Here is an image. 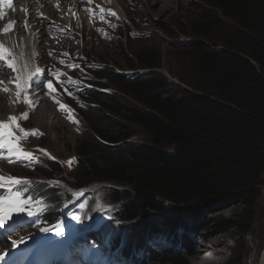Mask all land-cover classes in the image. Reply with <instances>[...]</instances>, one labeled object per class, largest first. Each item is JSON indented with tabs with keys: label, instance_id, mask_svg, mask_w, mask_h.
Here are the masks:
<instances>
[{
	"label": "trees",
	"instance_id": "16d2710c",
	"mask_svg": "<svg viewBox=\"0 0 264 264\" xmlns=\"http://www.w3.org/2000/svg\"><path fill=\"white\" fill-rule=\"evenodd\" d=\"M201 1L199 17L175 24L189 39L172 47L184 70L167 72L178 82L163 75L160 58L143 47L124 57L128 70L142 72L98 66L106 81L99 85L115 92L89 89L82 111L87 127L73 149L70 177L75 184L111 183L106 199L116 220L134 222L135 233L179 242L172 257L151 256L155 264H182L179 256L190 250V240L181 230H205L198 214L230 198L240 205L232 227L248 231L245 221L264 170V0ZM121 62L115 63L119 71ZM137 135L143 139L135 140ZM43 164H33V170L45 177L59 174L56 163ZM29 191L42 193L52 207L48 221L69 200L45 183ZM126 245V256L141 264L144 239Z\"/></svg>",
	"mask_w": 264,
	"mask_h": 264
},
{
	"label": "rangeland",
	"instance_id": "374dc122",
	"mask_svg": "<svg viewBox=\"0 0 264 264\" xmlns=\"http://www.w3.org/2000/svg\"><path fill=\"white\" fill-rule=\"evenodd\" d=\"M99 1L101 2L102 8L95 12L96 15L92 18L93 21H84V23L75 24L74 28L78 30L74 35L78 37L76 43L69 44L65 41L70 40L68 34H65L60 39L57 38L56 41H48L46 38L49 36L47 35L40 38L42 39L41 50L38 51L37 55H41L42 65L45 66V75L40 77L39 85L45 87L48 81L52 82L53 89H47L48 97L55 105H59L58 110L65 113V116H60L58 122V117H50L47 119L42 112L37 113L38 118L32 116L36 121L29 120L28 124L33 125L37 131L43 130L45 132V136L40 138V140L44 139V141L40 142L39 140L36 142L35 140H38L36 134L25 132L22 136H24L26 142H20V147H23V150H18L20 152H30L32 154L31 157L34 158V162L40 160L39 163H45L43 164L44 166H48V162L56 163L59 167V174H52L51 177L42 176L30 168L33 167L31 166V162L28 163L24 159H21L19 165H16L17 162L14 160L5 161L4 156L8 154L3 152L2 156L1 152L7 146L0 145V177L4 178L0 180V183L14 185L9 182V177L18 180L28 178L34 186L44 181L42 183L63 190L65 197L69 200L64 204L61 203L60 218L50 223L42 222L41 224H32L31 226H25L23 228L22 213H13L10 220L12 225L8 232L12 237L4 239L0 245V252L5 249H12L11 238L18 241L24 238L22 242L24 240L35 241V245L29 250L32 254L49 248L51 240L59 241V245L54 250H62L67 245L75 243L74 238L75 241L77 240L76 226L80 228V224L82 226L86 224L85 229L96 228L108 230L114 239V244L123 242L126 246V244H132L134 241L138 243L140 239H144L145 253L142 258L144 262L141 264H155L150 257L158 253V251L165 253L168 257H172L174 255L173 253H177L178 251V248L175 250L170 248L173 244L175 245L173 237L168 238L161 234L155 235L150 232L147 234L144 232L138 234L135 233V230L131 229L134 222L116 221L114 207L106 199V190L112 187L111 183L99 180V182H79V184H75V181L70 177V172L74 169L76 163V156L73 149L82 137L83 132H85L86 123L79 113V105L76 104L78 99L83 98L82 90H76L77 87H81L79 82L80 77L77 75L78 72L74 73L71 71L68 68L71 64L63 63L58 58H66L67 60L70 57L76 59V56H78V58L82 59L84 58L83 56H88L94 58L95 62L99 63L98 65L102 64L103 66L112 68L115 63L122 61L121 65L123 67L121 68L131 73L127 69L124 57H129V52L133 48L143 47L150 51L152 56L156 55V58H160V64L162 66L160 72L170 81L177 83L178 81L168 74L167 69L171 73L183 71L184 64L178 52L174 51L172 47L178 41H189V39L177 33L175 24L180 21L184 22V20L191 21L199 17L198 14L204 5L201 0H125V2H121L122 5L120 4L124 14L118 5L120 16L115 17L112 14L114 12H109V14L105 13L106 6L113 10L114 5L112 1ZM130 18L132 19V24L126 29V21ZM114 26H119L120 28L113 30ZM82 30L88 33L84 39L79 38V31L81 32ZM117 30L119 31V38L117 37ZM133 31H135L134 38L132 40H125L124 35L129 36ZM79 39L82 40L84 46H81ZM64 41L65 43H63ZM57 62L62 76H57L59 78L56 77L54 79L49 77L48 70L51 68L49 67L50 65ZM73 81L78 82L77 84H71ZM109 92L115 91L109 88ZM60 104L67 105V108L62 109ZM72 104L75 105V110L72 108ZM69 108L71 112H69ZM1 115L3 118H9L10 116L6 113L5 105L1 109ZM69 116L72 119H69ZM3 118L0 121L7 123ZM37 120H41L44 123L47 122L49 129L46 126L42 128V124L39 125ZM11 123L12 120L9 124ZM19 127L13 124L11 126V131L15 137L21 134ZM19 138L16 137L15 140L19 141ZM134 139L140 141L143 139V135H137ZM42 145L47 147H42ZM6 171L8 174H6ZM258 188L259 193L254 199L250 219L245 221L248 227H250L248 231L242 232L240 228L232 227L240 219L238 217L240 205L235 197L230 198L224 202L215 204V206L207 207L198 214L199 226L203 225L205 230L198 229L196 233H184L185 230H181L180 234L183 236L187 235L190 240L188 243L189 247L193 245L196 250L197 248L200 250L202 248L215 250L216 255L210 264H226L232 258L239 259L240 264H255L257 255L264 247V170L261 173V184ZM81 204L84 205L82 209L80 208ZM73 215L79 216L80 219L73 220ZM57 224H62V228L56 229L53 227ZM41 228H52L53 230L51 232H42L40 231ZM58 230L63 231V236L56 235ZM43 235L48 237L42 239ZM88 236L92 241L98 242L92 232H89ZM111 246L114 247L111 243L106 245V247ZM119 246L114 248L122 250ZM104 250L109 255L114 256L110 251L108 252L107 248H104ZM98 251L100 250H96L95 252L99 253ZM200 252L204 253L203 251ZM193 254H195L193 253V249L190 248V250H187L186 248L179 256L181 263L189 264L188 257ZM118 259H124L126 264H135L132 261L133 258L129 259L124 253ZM98 261L107 264L102 259ZM125 261H123V264ZM194 262L190 264H207L198 259L194 260Z\"/></svg>",
	"mask_w": 264,
	"mask_h": 264
},
{
	"label": "bare ground",
	"instance_id": "6f19581e",
	"mask_svg": "<svg viewBox=\"0 0 264 264\" xmlns=\"http://www.w3.org/2000/svg\"><path fill=\"white\" fill-rule=\"evenodd\" d=\"M79 3L83 2L85 0H77ZM112 4L114 5L113 10H114V15L115 17H119L120 16V11L118 10V5L120 6L121 11L124 14V11L122 10V4L121 2H125V0H111ZM90 2H93L92 0H90ZM94 3V2H93ZM121 4V5H120ZM95 5H98L97 2H95ZM47 13L52 16L53 19L59 18V14L57 13V11L55 12L53 10V8L51 6H48L47 8ZM66 11V10H65ZM64 11V12H65ZM111 11V10H110ZM63 12V13H64ZM80 15L79 17L75 18V21L72 22V27L70 26V24L67 22L68 20L64 19V18H59L61 19L62 22V29L59 31V33L62 34V37L66 34H68L70 40H65L67 41L69 44H74L78 41V37L74 36L76 34V32H78V30L75 27V24H79L82 23L84 21H93L91 19L88 18V15L85 14L81 9L79 10ZM132 19L130 18L129 20H127V25H125L126 29H128L131 24H132ZM120 28L119 26H114L113 30H116ZM43 33V35H46L44 32H40ZM133 33V34H132ZM132 33L128 35H124L125 40H132L133 35L135 34V31H133ZM88 33H86V31L82 30L81 32L79 31V38L84 39V37L87 36ZM119 35V31L117 30V37ZM55 39H60L61 36L56 35L54 36ZM109 39H112L111 37H108ZM119 38V37H118ZM63 39V38H62ZM24 41H21L20 47L18 48L17 53L15 52V48H11V51H14V55L13 57L9 58V59H13V63H14V67H15V74L16 77H14V79H12L9 82L5 83V88L9 90H12L13 87L12 85H14L15 87V99L10 101L7 100V98H5L6 96H3V93L5 94V90L0 88V117H2L1 115V109L2 107L5 105L6 106V113L9 116V118H3L7 121V123H10V117H14L15 118V122L12 121L13 125H19L21 130V134L19 136H16L17 138H19V141L15 140V144L18 146V149H22L23 147H20V142H26L24 136H22L23 133L25 132H30L32 134H36L38 140H35L36 142L40 140V138L44 137L45 132L43 130H39L37 131L36 129H34L33 125H29L27 122H29V120H34L32 116H35V118H38L39 116L37 115V113L42 112L44 113L45 118L49 119L50 117H58L57 122L59 121L60 116H65V113L60 112L58 110V106L59 105H55L54 102H52V100L48 97V91L46 87H43L41 85H39L38 81H34V79L32 78V75L34 74L33 72V68L35 67L32 58L33 56L36 59V55L35 52L37 49H35V43L37 41H34V39L32 38V36H24V38L22 39ZM80 40V39H79ZM65 41L63 43H65ZM81 42V46H84V43L82 42V40H80ZM62 43V44H63ZM84 58L80 59L78 58V56H76V59H74L73 57H70L69 59L66 60V58H63L62 62H66V63H70L72 67H68L71 71H73L74 73L78 72L77 75L78 77H80V89L82 90V96L83 98L78 99L76 104H78V109L80 110V115L83 118L82 115V111L84 112L86 110V107L88 106L89 102H88V98L86 96L87 92L89 91V89H94V90H100V91H105L107 93H109V89L107 88H101V85H99L102 82H106L100 79V76L98 75V69L100 67H106L101 65H98V62H95L94 58L92 57H88V56H83ZM58 58V57H57ZM60 59V58H58ZM38 60V59H36ZM58 61V60H57ZM37 65V64H36ZM58 66V62L55 64L50 65L49 67L51 68H57ZM100 66V67H98ZM115 66V67H114ZM113 66V70L116 72H120V73H130L128 71L125 70H121L119 71L118 67L116 65ZM74 70H73V69ZM112 68V67H111ZM127 70V69H126ZM144 71V70H142ZM141 70H139V72H142ZM134 71H131V73ZM10 73V70L6 67H0V78L4 79L6 75H8ZM13 78V77H11ZM59 78V77H57ZM32 79L33 82H31L30 85H27V82ZM17 81H19L20 83V88L17 89ZM3 83L0 82V86ZM106 87V86H104ZM17 92H19V95H17ZM25 97H27L28 99V103L25 102ZM60 98V97H59ZM85 98V101L83 100ZM14 107V110H12V106ZM72 108H76L74 104L71 105ZM75 110V109H74ZM44 111V112H43ZM65 112V111H64ZM40 115V114H39ZM58 115V116H57ZM41 117V116H40ZM36 121V120H34ZM38 124L41 125L42 124V128H45V126L48 128V123L47 122H42L41 120H37ZM85 121V120H84ZM52 122V121H50ZM27 123V124H25ZM60 123L62 124L61 120ZM86 123V122H85ZM51 126V125H49ZM87 127V125H86ZM17 130V128H15ZM36 130V131H35ZM86 130V129H85ZM84 133V132H83ZM16 135V134H15ZM47 136V135H46ZM15 137V138H16ZM44 141V139L40 140V142ZM35 142V143H36ZM39 142V143H40ZM40 145V144H39ZM45 145H42V147H44ZM47 147V146H45ZM14 161L18 160V157H14L13 158ZM6 174H8V172L6 171ZM44 182V181H42ZM41 182V183H42ZM98 182V181H96ZM40 183V184H41ZM36 186V185H35ZM37 188V187H35ZM27 198L31 199L32 201V205L39 203L42 204V217H41V221L45 222V223H50V222H54L57 219L60 218V207L57 208V216L53 219L48 221L46 219V211L51 210L52 207L50 206H45V201L43 199V195L42 193L40 194V196H38V194H35V191H28L27 192ZM107 194V192H106ZM49 202V201H48ZM49 208V210H48ZM117 222H121L116 220ZM41 224V223H38ZM86 226V224H83V226L80 224V228L76 226V241L74 238V242L72 244L67 245L66 247L62 248V250H54L55 247H57L59 245V241L58 240H51L50 241V247L46 248V249H42L41 252L45 253L43 255H46L47 258L43 259L42 264H105L102 263L98 260H104L106 261L107 264H123V261H125L124 259H118L117 257L120 255H123V253L126 255V251H125V247H127V245L125 246L123 242L121 243H116L114 244V239L112 238L110 232L108 230L105 229H85L84 227ZM92 232L94 234V238H96L98 240V242L96 241H92L91 238L88 236V233ZM48 237V236H47ZM47 237H45L44 235L42 236V239H46ZM11 240L13 241V239L11 238ZM80 240V241H78ZM26 241H31V244L29 246H27V249H30L31 246L34 244L35 241L33 240H24L23 242ZM23 242L18 243L19 244H23ZM175 242V241H174ZM113 244L114 247L119 246L120 247H124L121 248V252H117V248L114 247H107L109 248V250H111V253L114 256L109 255V253H107L105 250H103V248L108 245V244ZM17 245V246H18ZM20 245V246H21ZM178 242H175V245L173 244V246H171L170 248L175 250L176 248H178ZM19 246V247H20ZM264 246V245H263ZM98 248V249H96ZM191 249H193V254L192 256H189V264L190 263H195L194 260H200L201 262L210 264L212 263L213 257L216 255V251L215 250H208L206 248H202L201 250L197 248H194L193 245L190 247ZM16 249V248H15ZM65 249L68 251V254H66ZM96 250H100L98 251L99 253L95 252ZM200 251H203L204 253H201ZM175 252V251H174ZM19 253H23L21 251H18V253L14 252L13 254H9L7 256L9 257H17V254ZM158 253H161L158 251ZM42 255V256H43ZM55 256H60L62 257V259L60 258H56ZM141 263L144 261H140ZM198 262V261H197ZM126 264V261L125 263ZM135 264H139V263H135ZM252 264V263H251ZM255 264H264V247L263 249L259 252V254L256 257V262Z\"/></svg>",
	"mask_w": 264,
	"mask_h": 264
},
{
	"label": "snow or ice",
	"instance_id": "6c2138e0",
	"mask_svg": "<svg viewBox=\"0 0 264 264\" xmlns=\"http://www.w3.org/2000/svg\"><path fill=\"white\" fill-rule=\"evenodd\" d=\"M4 0H0V3H3ZM9 7H11V4L9 2L8 4ZM114 15V13H112ZM0 15H2V13H0ZM8 30V26H5V28L3 29V31H7ZM3 46L0 45V48H2ZM0 58H4V57H0ZM8 67L9 68H13L14 65L11 61L7 62ZM40 71L39 69H37V72ZM17 89L20 88V83L19 81H17ZM45 87L49 90L53 89V84L51 81H48L45 85ZM17 95H19V92H17ZM25 102L28 103V99L27 97H25ZM57 103H59V101H57ZM60 107L63 108H67V105L64 104H60ZM69 112H71V109H68ZM69 119H72L71 116H69ZM10 120H12L13 122H15V118L14 117H10ZM15 140V136L14 133L11 131V124L9 123H5L3 121H0V145H6L8 147L9 152H16L18 157H27V158H31L32 154L30 152H20L18 150V146L14 143ZM3 177H0V180H3ZM9 182L11 184H20L21 181L18 179H15L13 177H9L8 178ZM80 208H84V205L81 204ZM41 209H36L33 210L32 207V201L31 199H22V193L19 191L16 192H11V190H9V195L7 197H0V228L4 227L5 224L9 221V219L12 217L13 213H26V215L28 217H32L34 215H36V211H40ZM73 220H79L80 217L73 215L72 216ZM53 227H55L56 229H61L62 228V224H57L54 225ZM53 229L52 228H41L40 231L42 232H51ZM63 231H57L56 235L57 236H63ZM24 238H21L20 241L18 240H13L11 242L12 248H16L18 243L22 242ZM9 255L8 251L5 250L4 252H0V261H5V264H7L6 261V256Z\"/></svg>",
	"mask_w": 264,
	"mask_h": 264
}]
</instances>
